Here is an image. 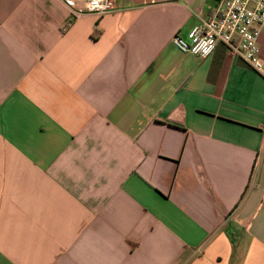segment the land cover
<instances>
[{
	"label": "crops",
	"instance_id": "1",
	"mask_svg": "<svg viewBox=\"0 0 264 264\" xmlns=\"http://www.w3.org/2000/svg\"><path fill=\"white\" fill-rule=\"evenodd\" d=\"M217 1L0 0V264H264V77L171 42Z\"/></svg>",
	"mask_w": 264,
	"mask_h": 264
},
{
	"label": "built area",
	"instance_id": "2",
	"mask_svg": "<svg viewBox=\"0 0 264 264\" xmlns=\"http://www.w3.org/2000/svg\"><path fill=\"white\" fill-rule=\"evenodd\" d=\"M76 11L75 5L69 3ZM83 11L98 16L112 13L113 0H85ZM264 32V0H218L209 17L193 27L185 37L176 34L172 45L183 54L198 59L209 57L218 45L264 77L259 36Z\"/></svg>",
	"mask_w": 264,
	"mask_h": 264
}]
</instances>
